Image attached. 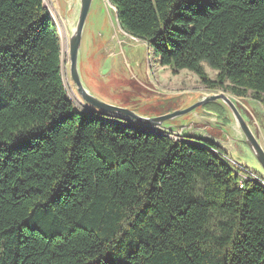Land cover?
<instances>
[{
  "label": "trees",
  "instance_id": "trees-1",
  "mask_svg": "<svg viewBox=\"0 0 264 264\" xmlns=\"http://www.w3.org/2000/svg\"><path fill=\"white\" fill-rule=\"evenodd\" d=\"M109 1L160 65L264 106V0ZM0 264H264V179L79 115L45 1L0 0Z\"/></svg>",
  "mask_w": 264,
  "mask_h": 264
},
{
  "label": "rangeland",
  "instance_id": "rangeland-1",
  "mask_svg": "<svg viewBox=\"0 0 264 264\" xmlns=\"http://www.w3.org/2000/svg\"><path fill=\"white\" fill-rule=\"evenodd\" d=\"M44 1L61 40L62 75L67 94L75 110L87 114L77 99L76 89L70 78L64 21L54 0ZM80 56L81 77L89 93L104 103L139 116L155 117L181 106L192 99V96L223 92L207 89L188 70L172 73L168 67L157 62V58L148 52L144 44L122 43L109 12L100 5L96 12L95 9L90 12L87 19ZM206 72L211 79L217 75L216 71L208 67ZM227 95L236 101L239 113L264 151V106L250 97L238 98L229 93ZM205 109L218 116L217 119L227 124V127H223V131L204 124L199 127L208 129L221 139L207 138L205 131L196 127L191 129V133L195 137L217 143L237 171L248 170L259 179H264L262 166L246 143L239 139L236 130L230 127L234 120L226 113L227 109L218 104L207 105ZM188 124L189 120L184 117L175 120L171 125L187 127ZM172 138L188 140L186 136L173 135ZM242 174L245 175V172L242 171Z\"/></svg>",
  "mask_w": 264,
  "mask_h": 264
},
{
  "label": "water",
  "instance_id": "water-1",
  "mask_svg": "<svg viewBox=\"0 0 264 264\" xmlns=\"http://www.w3.org/2000/svg\"><path fill=\"white\" fill-rule=\"evenodd\" d=\"M54 3L64 21V28L67 33L66 42L68 47L70 78L75 86L77 99L84 106L86 112H88L87 114H81L76 111L79 115H89L110 121L115 120L129 127L155 134H166L171 137L173 135L179 137L186 136V139L194 141L207 140L203 137H195L193 133H191V129L196 127L198 130L205 131L207 138L210 137L220 140V137L216 136L208 129L199 126L204 124L205 126L215 127L223 131V127H227V124L221 123L220 120L217 119L218 116L205 109V107L210 104L223 105L227 109L226 113L231 115L234 120V123H230V127L236 130L239 139L246 143L264 170V151L239 113L236 101L225 92L192 96V99L186 101L181 106L160 113L155 117L139 116L128 110L111 106L94 97L84 86L80 65V53L85 26L89 14L93 9H95L96 12L100 5L109 12L113 25L117 28L118 37L121 38L122 43L124 41L125 43L144 44L147 46L149 52L148 45L126 33L121 28L117 10L109 0H54ZM184 117L189 120L187 127H174L171 125L175 120ZM175 140L182 141L184 139Z\"/></svg>",
  "mask_w": 264,
  "mask_h": 264
},
{
  "label": "built area",
  "instance_id": "built-area-1",
  "mask_svg": "<svg viewBox=\"0 0 264 264\" xmlns=\"http://www.w3.org/2000/svg\"><path fill=\"white\" fill-rule=\"evenodd\" d=\"M226 157V156H225ZM227 160H228V158H226ZM229 161V160H228ZM242 171H244L245 172V175H243L242 174ZM240 173H241V175L243 176V177H252V178H254V179H259L258 177H256L253 173H251L250 171H248V170H244V169H240Z\"/></svg>",
  "mask_w": 264,
  "mask_h": 264
}]
</instances>
